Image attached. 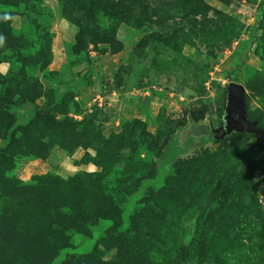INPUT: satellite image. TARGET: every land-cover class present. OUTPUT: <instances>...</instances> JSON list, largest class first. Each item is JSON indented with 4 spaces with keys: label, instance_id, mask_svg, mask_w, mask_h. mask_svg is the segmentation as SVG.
Wrapping results in <instances>:
<instances>
[{
    "label": "rangeland",
    "instance_id": "obj_1",
    "mask_svg": "<svg viewBox=\"0 0 264 264\" xmlns=\"http://www.w3.org/2000/svg\"><path fill=\"white\" fill-rule=\"evenodd\" d=\"M0 264H264V0H0Z\"/></svg>",
    "mask_w": 264,
    "mask_h": 264
},
{
    "label": "water",
    "instance_id": "obj_2",
    "mask_svg": "<svg viewBox=\"0 0 264 264\" xmlns=\"http://www.w3.org/2000/svg\"><path fill=\"white\" fill-rule=\"evenodd\" d=\"M230 99L232 104V111L239 109V118L237 123L240 129L246 130L249 127L255 129L256 127L251 124L246 117V102L243 93V87L239 84L233 83L229 87Z\"/></svg>",
    "mask_w": 264,
    "mask_h": 264
},
{
    "label": "trees",
    "instance_id": "obj_3",
    "mask_svg": "<svg viewBox=\"0 0 264 264\" xmlns=\"http://www.w3.org/2000/svg\"><path fill=\"white\" fill-rule=\"evenodd\" d=\"M184 150V148H181L180 150H178L177 151V153H179V152H181V151H183ZM175 156V155H174Z\"/></svg>",
    "mask_w": 264,
    "mask_h": 264
}]
</instances>
